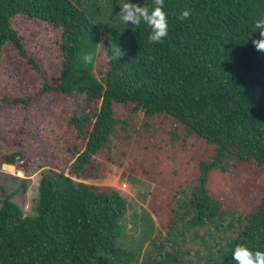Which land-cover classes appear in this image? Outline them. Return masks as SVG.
<instances>
[{"label":"trees","instance_id":"1","mask_svg":"<svg viewBox=\"0 0 264 264\" xmlns=\"http://www.w3.org/2000/svg\"><path fill=\"white\" fill-rule=\"evenodd\" d=\"M123 2L0 0V61L8 43L27 56L13 27L15 16L48 22L60 30L64 58L60 81L45 78L43 89L84 95L70 119L77 143L68 173L44 171L27 214L14 200L15 192L0 189V264L132 262L134 253L118 244L128 200L115 188L76 180L124 122L115 115L117 105H131L146 117L165 114L188 135L214 145L212 159L200 162L204 174L227 170L233 159L264 171V51L256 50L249 38L259 36V30L252 33V21L264 15V0H164L168 35L159 43L149 41L146 25L121 22L114 12ZM183 9L191 10L187 19L179 18ZM117 47L120 57L110 59ZM101 50L106 58L97 66ZM28 58L42 73L39 62ZM13 100L27 103L29 98ZM23 158L17 150L5 153L3 160L15 164ZM206 174L192 199L193 224L232 214L208 194ZM236 219L237 234L210 258L213 264H236L232 249L238 243L264 250V191L253 211ZM161 245L159 255L165 258L160 263L181 264Z\"/></svg>","mask_w":264,"mask_h":264},{"label":"rangeland","instance_id":"2","mask_svg":"<svg viewBox=\"0 0 264 264\" xmlns=\"http://www.w3.org/2000/svg\"><path fill=\"white\" fill-rule=\"evenodd\" d=\"M107 3V2H106ZM119 3V2H118ZM118 9L114 14H117ZM27 56L6 44L0 61V189L15 192L14 200L27 214L38 196L42 173L48 169L69 171L75 132L70 123L84 95L44 91L45 78L60 81L63 56L60 30L48 22L23 15L13 18ZM40 64V73L29 60ZM100 51L96 65H104ZM16 97L29 98L27 103ZM124 121L116 127L110 144L96 156L93 166L77 181L115 188L128 200L121 219L118 244L135 255L130 264H163L161 243L181 264H213L212 258L238 231L239 215H247L264 191V171L255 163L233 159L227 170L213 169L204 185L221 209L222 220L192 223V199L205 176L200 162L212 159L215 146L161 114L146 117L131 105L115 106ZM23 151L15 164L4 162L8 152ZM202 223V222H200ZM171 233V234H170Z\"/></svg>","mask_w":264,"mask_h":264},{"label":"clouds","instance_id":"3","mask_svg":"<svg viewBox=\"0 0 264 264\" xmlns=\"http://www.w3.org/2000/svg\"><path fill=\"white\" fill-rule=\"evenodd\" d=\"M122 23L125 25L144 24L148 27V39L151 42L159 43L168 35V13L164 0H155V4L148 6L133 2V0H124L119 6L117 12ZM191 15L190 9H183L180 19H187ZM252 31L259 30V36L253 38L251 42L256 50L264 51V15L255 18L252 21ZM121 48L111 49L112 55L110 59H118L120 57ZM86 62H91V56H85ZM232 259L236 264H264V250L253 249L247 243H238L232 249Z\"/></svg>","mask_w":264,"mask_h":264}]
</instances>
